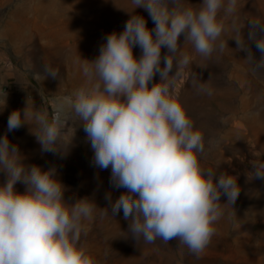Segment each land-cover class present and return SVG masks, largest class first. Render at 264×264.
<instances>
[{
  "label": "clouds",
  "instance_id": "9594fccd",
  "mask_svg": "<svg viewBox=\"0 0 264 264\" xmlns=\"http://www.w3.org/2000/svg\"><path fill=\"white\" fill-rule=\"evenodd\" d=\"M238 3L131 0L123 31L108 34L94 60L80 57V86L54 97L51 110L37 108L33 101L30 106L28 97L23 109L9 114L7 132L29 125L42 152L66 154L74 125H81L94 153L92 165L111 168L110 183L126 189L114 202L111 192L106 193L112 216L122 210L137 241L175 239L200 255L216 233L224 205L235 203L240 186L237 176L202 166L204 135L180 102L177 81L195 55L209 59L223 52L229 39L248 52L246 59L264 67V34L257 35L264 33V20L247 21L251 27L246 40L245 24L235 22ZM138 8L148 12L154 28L136 13ZM229 30L234 35L222 39ZM250 41L261 52L259 60ZM189 45L192 53L185 50ZM136 46L141 49L138 58ZM43 76L61 80L59 69L48 65ZM7 85L0 77V110L7 104ZM193 86L211 94L205 83L193 80ZM7 132L0 137V172L6 176L0 184V264H98L81 237L88 234L85 221L98 209L101 216L109 215L108 209L87 197L67 202L56 168L26 164ZM250 165L251 180L264 179V162L253 160ZM18 182L25 185L24 192L16 190Z\"/></svg>",
  "mask_w": 264,
  "mask_h": 264
},
{
  "label": "rangeland",
  "instance_id": "374dc122",
  "mask_svg": "<svg viewBox=\"0 0 264 264\" xmlns=\"http://www.w3.org/2000/svg\"><path fill=\"white\" fill-rule=\"evenodd\" d=\"M201 2L189 0L194 5ZM131 9V0H0V77L8 82L7 104L0 110V137L7 132L9 114L23 109L28 97L30 106L33 101L37 108L51 110L54 97L80 86L84 80L80 57L94 60L106 36L123 31L129 19L126 11ZM136 13L154 28L145 9L138 8ZM250 19L264 20V0H239L235 22L245 24L242 33L246 40ZM231 35L234 32L229 30L222 39ZM249 48L259 60L261 52L254 41ZM185 50L192 53L190 45ZM133 52L137 58L141 55L139 46ZM166 52L162 49V54ZM247 56L246 50H238L235 40L229 39L223 52L216 51L209 59L195 55L177 81L179 100L204 135L202 166L237 176L240 186L235 203L224 205L215 235L198 256L175 239L151 244L137 241L123 211L112 216L106 193L111 192L114 202L126 189L110 183L111 168L92 165L94 153L81 125H74L66 154L42 152L29 125L7 132L26 157V164L56 168L67 202L87 197L98 208L108 209L109 215L101 216L98 209L85 221L88 234L81 237L98 264H264V179L251 180L250 173L253 160L264 162V67H257ZM45 65L58 68L61 80L44 79ZM159 79L157 75L155 82ZM193 80L205 83L211 94L198 91ZM71 135L70 129L69 139ZM5 179L0 172V184ZM15 188L24 192L25 185L18 182ZM226 201L222 196L221 203Z\"/></svg>",
  "mask_w": 264,
  "mask_h": 264
}]
</instances>
